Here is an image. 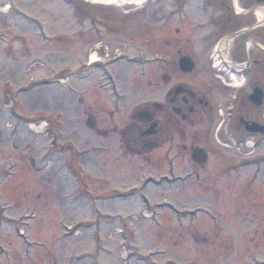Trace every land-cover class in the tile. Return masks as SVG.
<instances>
[{
    "label": "rangeland",
    "instance_id": "obj_1",
    "mask_svg": "<svg viewBox=\"0 0 264 264\" xmlns=\"http://www.w3.org/2000/svg\"><path fill=\"white\" fill-rule=\"evenodd\" d=\"M143 7L0 0V264H264V145H121L159 100Z\"/></svg>",
    "mask_w": 264,
    "mask_h": 264
},
{
    "label": "flooded vegetation",
    "instance_id": "obj_2",
    "mask_svg": "<svg viewBox=\"0 0 264 264\" xmlns=\"http://www.w3.org/2000/svg\"><path fill=\"white\" fill-rule=\"evenodd\" d=\"M152 3L154 12L151 7L142 12L157 27L159 100L145 103L137 121L123 130L122 147L141 154L166 147L173 158L181 151L200 168L216 152L209 144L215 140L228 141L225 148L236 154L254 156L251 145H264V0ZM183 59L194 64L192 72L182 71ZM202 122L211 129H198ZM194 156L208 161L199 164ZM256 162L264 163V157Z\"/></svg>",
    "mask_w": 264,
    "mask_h": 264
},
{
    "label": "bare ground",
    "instance_id": "obj_3",
    "mask_svg": "<svg viewBox=\"0 0 264 264\" xmlns=\"http://www.w3.org/2000/svg\"><path fill=\"white\" fill-rule=\"evenodd\" d=\"M147 0H87V2L93 4V5H99V6H116L120 7L123 6L124 4H136V5H142L145 3ZM7 9H9L7 7ZM98 57H96L95 54L91 56V62L96 63L98 62Z\"/></svg>",
    "mask_w": 264,
    "mask_h": 264
},
{
    "label": "water",
    "instance_id": "obj_4",
    "mask_svg": "<svg viewBox=\"0 0 264 264\" xmlns=\"http://www.w3.org/2000/svg\"><path fill=\"white\" fill-rule=\"evenodd\" d=\"M194 68V65L190 63L188 60L184 59L181 61V69L184 73L192 72ZM90 128H93L95 126V122L93 120H90L87 124ZM194 159L199 164H205L207 161V158H202L200 161L194 156Z\"/></svg>",
    "mask_w": 264,
    "mask_h": 264
}]
</instances>
